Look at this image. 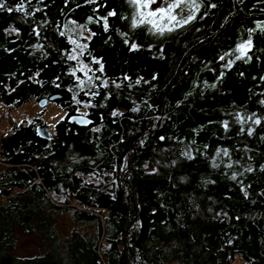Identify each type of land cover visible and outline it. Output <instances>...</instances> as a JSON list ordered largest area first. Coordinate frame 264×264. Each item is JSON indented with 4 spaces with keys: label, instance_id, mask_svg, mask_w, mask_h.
<instances>
[{
    "label": "trees",
    "instance_id": "1",
    "mask_svg": "<svg viewBox=\"0 0 264 264\" xmlns=\"http://www.w3.org/2000/svg\"><path fill=\"white\" fill-rule=\"evenodd\" d=\"M197 2L160 34L128 0H0V105L64 97L51 141L50 103L0 131V264H264V0Z\"/></svg>",
    "mask_w": 264,
    "mask_h": 264
},
{
    "label": "snow or ice",
    "instance_id": "2",
    "mask_svg": "<svg viewBox=\"0 0 264 264\" xmlns=\"http://www.w3.org/2000/svg\"><path fill=\"white\" fill-rule=\"evenodd\" d=\"M135 8L134 21L138 20V23L148 24L152 27L149 31L158 30L160 34H164L165 31L172 32L175 30L176 26H183L196 18V11L199 10L200 4L197 0H128ZM156 8H152V5L158 4ZM215 7V5H212ZM5 8L3 3H0V9ZM11 11L12 9H8ZM16 11H23V5L15 9ZM185 10H187L188 15H184ZM109 15H115V13H109ZM133 27L137 26L134 22ZM264 27V26H262ZM105 28H107V23L105 22ZM63 35V33H62ZM75 43V41H73ZM252 42L248 40L246 43H241L237 51L241 53V56L237 58L240 59L247 55V50L251 48ZM81 48L84 46L81 45ZM133 47H135L133 45ZM70 59H76L75 56L69 57ZM97 63H99L97 61ZM102 71V66L101 69ZM91 79V78H89ZM259 123V121H257Z\"/></svg>",
    "mask_w": 264,
    "mask_h": 264
},
{
    "label": "rangeland",
    "instance_id": "3",
    "mask_svg": "<svg viewBox=\"0 0 264 264\" xmlns=\"http://www.w3.org/2000/svg\"><path fill=\"white\" fill-rule=\"evenodd\" d=\"M133 6V5H132ZM159 3L156 4L154 7H158ZM134 7V6H133ZM68 28V26H67ZM75 36L77 37V40L80 38V36L84 35L88 37V30H78L75 29L72 31ZM81 33V35H80ZM86 37V38H87ZM87 42V39H84L81 43L85 44ZM77 45L80 44V42H76ZM77 52H73V56H77ZM87 73V72H85ZM0 109H4V106L0 105ZM41 108L39 106V103L35 101H31L21 108L17 109L15 112L12 113V115L9 117H5L1 123H0V131L4 134H7L10 131L12 123H22V122H28L31 119L40 116ZM44 119L47 122V126L49 128L50 133L54 132L56 124L64 117V112L60 111L53 103H50L47 107V111L44 114ZM60 224V231L62 234H67L71 228L74 226L73 222L70 218H60L59 219ZM42 253L41 247L39 245V242L34 237H19V244L16 249V254L21 257H29V256H36L40 255Z\"/></svg>",
    "mask_w": 264,
    "mask_h": 264
},
{
    "label": "water",
    "instance_id": "4",
    "mask_svg": "<svg viewBox=\"0 0 264 264\" xmlns=\"http://www.w3.org/2000/svg\"><path fill=\"white\" fill-rule=\"evenodd\" d=\"M63 98L64 97L62 95H52L49 98H44L41 101H39V106L41 109H43L47 107L49 103L61 100ZM4 104H7V102H5ZM69 122L79 127H86V128L90 127L93 123L88 117L84 115H74L69 118ZM37 133L39 137L43 140H47V141L52 140V136H51L48 126L39 127L37 130Z\"/></svg>",
    "mask_w": 264,
    "mask_h": 264
},
{
    "label": "built area",
    "instance_id": "5",
    "mask_svg": "<svg viewBox=\"0 0 264 264\" xmlns=\"http://www.w3.org/2000/svg\"><path fill=\"white\" fill-rule=\"evenodd\" d=\"M15 111L16 110H10L7 107H4V109H0V117L3 116L6 112H9L10 114H12Z\"/></svg>",
    "mask_w": 264,
    "mask_h": 264
}]
</instances>
